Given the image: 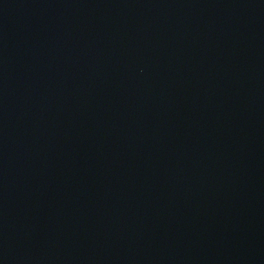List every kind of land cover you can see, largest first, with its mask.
Segmentation results:
<instances>
[{
    "label": "water",
    "instance_id": "water-1",
    "mask_svg": "<svg viewBox=\"0 0 264 264\" xmlns=\"http://www.w3.org/2000/svg\"><path fill=\"white\" fill-rule=\"evenodd\" d=\"M0 264H264V0H0Z\"/></svg>",
    "mask_w": 264,
    "mask_h": 264
}]
</instances>
